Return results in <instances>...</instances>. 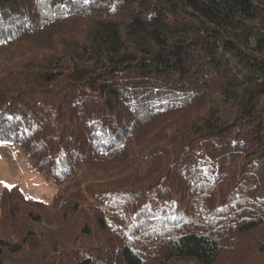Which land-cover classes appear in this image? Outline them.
I'll use <instances>...</instances> for the list:
<instances>
[{"label": "trees", "instance_id": "trees-1", "mask_svg": "<svg viewBox=\"0 0 264 264\" xmlns=\"http://www.w3.org/2000/svg\"><path fill=\"white\" fill-rule=\"evenodd\" d=\"M0 143V264H264V0H0Z\"/></svg>", "mask_w": 264, "mask_h": 264}, {"label": "rangeland", "instance_id": "rangeland-1", "mask_svg": "<svg viewBox=\"0 0 264 264\" xmlns=\"http://www.w3.org/2000/svg\"><path fill=\"white\" fill-rule=\"evenodd\" d=\"M14 185L31 201H40L44 206L54 203L57 186L53 181L32 168L28 155L22 148L0 143V217L2 191ZM47 220L48 223L54 224ZM17 263L19 262L15 264Z\"/></svg>", "mask_w": 264, "mask_h": 264}]
</instances>
